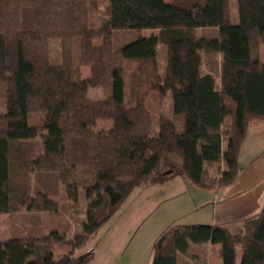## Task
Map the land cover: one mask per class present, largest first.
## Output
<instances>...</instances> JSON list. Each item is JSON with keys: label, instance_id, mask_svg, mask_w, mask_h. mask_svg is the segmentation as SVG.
I'll return each instance as SVG.
<instances>
[{"label": "trees", "instance_id": "16d2710c", "mask_svg": "<svg viewBox=\"0 0 264 264\" xmlns=\"http://www.w3.org/2000/svg\"><path fill=\"white\" fill-rule=\"evenodd\" d=\"M88 1L0 0V215L20 208L57 213L61 189L72 204L82 191L86 205V221L67 242L68 252L54 257L64 242L57 232L12 237L0 241V264H89L86 246L129 196L174 174L150 181L166 158L179 160L177 174L197 189L216 192L241 171L249 124L264 121V0H236L234 25L229 0H107L97 29L88 22ZM209 29L214 35L197 36ZM117 33L128 36L112 49L106 39ZM99 38L107 43L95 46ZM55 39L62 43L61 62L52 65L48 43ZM201 53L220 56L218 84L202 73ZM127 63L136 65L131 106L125 105ZM80 67L89 68L87 78ZM100 87L107 96L91 99L90 90ZM149 92L172 96L174 121L162 118L155 138L140 95ZM36 113L43 114L41 126L30 124ZM99 122L110 127L97 130ZM206 244L220 246L215 264H236L238 251L239 264H264V206L233 231L167 226L153 243L151 264H178L191 245Z\"/></svg>", "mask_w": 264, "mask_h": 264}, {"label": "rangeland", "instance_id": "374dc122", "mask_svg": "<svg viewBox=\"0 0 264 264\" xmlns=\"http://www.w3.org/2000/svg\"><path fill=\"white\" fill-rule=\"evenodd\" d=\"M164 1L166 3L173 2V0ZM87 5L89 25L92 29H97L105 17L107 0H89ZM228 12L231 24H236V0H229ZM196 33L197 36H200V34L212 36L214 35V30H198ZM142 34L147 35L149 32ZM124 35L127 34H113L110 39L106 40L110 42V47L114 49L115 46L126 41L127 37ZM104 41L103 38H99L94 42V45L101 46ZM107 41L105 42L107 43ZM61 45V41L57 39L48 43V54L52 65H57L61 62ZM165 64V48L159 45L157 47V67L161 79L165 76ZM201 69L203 74H211L218 84L220 56L201 53ZM79 70L81 78H87L90 75L88 67H80ZM124 71L125 105L129 106L132 99V85L134 84L136 65L127 63ZM107 93L108 91L105 87L95 88L90 90V97L94 100H102L107 96ZM3 94L4 89L0 85V113L5 111ZM140 95L145 97V105L151 119L149 137L155 138L158 135V124L162 118L174 121L171 93L169 92L163 97H160L156 92L146 93L145 96L140 93ZM42 121L43 114L36 113L30 117V124L41 126ZM175 124L179 128L180 120L175 121ZM228 125L229 119L225 118L222 125L223 132L228 129ZM109 127V122H99L96 129L106 130ZM35 143L37 145L38 141L36 140ZM226 144L227 138L224 137L222 138L223 150L226 148ZM247 144L248 141L246 142ZM179 170V160L173 157L166 158L161 163L157 176L151 178L150 181L160 175L167 176L166 174L172 171L174 174L170 178L165 179L162 184L152 181V183L147 185L149 188L134 191L129 196V200L89 241V244L97 243L96 254L89 264H151L153 243L166 226L194 225L193 217L195 218L196 214H188L191 205L194 204L192 194L204 192L196 189L178 175ZM60 191V196L56 199L59 206L57 213H29L24 208H20L11 214L0 215V241L19 236H47L50 232H57L64 242L55 246L54 257L57 258L59 255L68 252L70 246L67 242L81 232V226L86 221V205L82 191L78 194L76 204L67 202L63 197V190L61 189ZM185 202L188 205H185ZM177 217L179 218L176 219ZM204 247L203 245H191L186 256L178 255V264H205L204 262H207L208 259L217 258L215 250L210 251L211 258L208 257ZM77 253L80 252L78 251ZM239 257L240 252L238 251L236 264H239Z\"/></svg>", "mask_w": 264, "mask_h": 264}, {"label": "crops", "instance_id": "0c3cea01", "mask_svg": "<svg viewBox=\"0 0 264 264\" xmlns=\"http://www.w3.org/2000/svg\"><path fill=\"white\" fill-rule=\"evenodd\" d=\"M247 141L248 144L246 145ZM238 163L241 171L232 185L216 192H192L194 204L191 205L190 211L189 213H187L189 215L190 213L196 214L195 218L193 217L195 221L193 223L194 225L203 224L211 226H221L227 228L230 231H233L241 221L246 218L253 217L261 211L262 207L264 206L263 120H254L249 124L246 138L240 150ZM163 182L164 181H158L155 183L162 184ZM145 188L149 187L146 186ZM128 200L129 199H127L126 202ZM186 204L187 203L185 202V205ZM178 218L179 217H177L176 219ZM203 246H205L204 248L208 253V257L211 258V254H209V252L214 250L217 255V258H214L216 259L215 262L214 259H208V261L204 263H219L220 260L218 257V251L220 250V246H211L208 244ZM96 248L97 243H88L84 250V253L91 254L93 260V257L96 254Z\"/></svg>", "mask_w": 264, "mask_h": 264}, {"label": "water", "instance_id": "95a60500", "mask_svg": "<svg viewBox=\"0 0 264 264\" xmlns=\"http://www.w3.org/2000/svg\"><path fill=\"white\" fill-rule=\"evenodd\" d=\"M170 173H167L166 175H169Z\"/></svg>", "mask_w": 264, "mask_h": 264}]
</instances>
